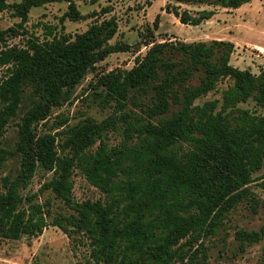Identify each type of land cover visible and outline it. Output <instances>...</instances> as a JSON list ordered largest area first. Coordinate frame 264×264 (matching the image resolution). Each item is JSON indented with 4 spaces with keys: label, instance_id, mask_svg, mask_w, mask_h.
Returning <instances> with one entry per match:
<instances>
[{
    "label": "trees",
    "instance_id": "16d2710c",
    "mask_svg": "<svg viewBox=\"0 0 264 264\" xmlns=\"http://www.w3.org/2000/svg\"><path fill=\"white\" fill-rule=\"evenodd\" d=\"M62 1L69 3L62 24L86 18L72 0H23L14 8L22 24L32 8ZM251 1L169 0L166 11L184 25L200 26L215 15L213 10L181 12L178 5L238 9ZM8 7V0H0V13ZM117 32L118 23L111 18L75 38L62 33L40 42L33 37L26 47L0 51V67L8 70L0 82V135L18 116L26 89H32L34 101L20 119V170L3 180L0 191V234L12 240L32 238L47 227L44 206L24 194L43 169L53 177L42 192L51 190L73 210L53 225L89 241V259L77 264H185L194 242L214 235L238 204L250 200V185L264 169V115L241 107L252 101L264 108V69L254 75L233 67L231 42L156 43L134 68L97 80L100 105L115 109L110 117L75 126L59 117L58 135L40 134L38 126H47L53 110L98 63L129 51L127 44L110 43ZM9 34L18 31H0V43ZM224 79L233 84L224 90L222 103L196 104ZM146 97L151 103L141 102V112L127 111L130 101ZM110 132L121 134L123 141L109 146ZM1 153L0 168L11 155ZM75 169L103 199L74 201ZM236 237L242 245L254 244L264 237V226L259 232L240 230Z\"/></svg>",
    "mask_w": 264,
    "mask_h": 264
},
{
    "label": "rangeland",
    "instance_id": "374dc122",
    "mask_svg": "<svg viewBox=\"0 0 264 264\" xmlns=\"http://www.w3.org/2000/svg\"><path fill=\"white\" fill-rule=\"evenodd\" d=\"M22 1L8 0L9 7L0 13V31L11 28L18 31V34L6 36V43H0V51L5 46L26 47L28 41L33 37L40 42L51 41L56 35L62 33L75 38L76 35L86 32L93 24L111 18L116 19L118 32L110 43L112 45L124 43L130 46L129 51L112 54L103 62L98 63L96 69L86 75L69 99L61 107L53 110L47 126L45 124L38 126L40 134L49 132L56 135L62 130L56 129L59 117L68 119V126H75L88 119L101 122L114 113L113 106L103 108L99 98L95 95V85L101 75L118 69L130 70L134 68L138 57H144L150 47L156 43H211L222 39L224 36H228L227 31H229L224 32L222 22L229 23L230 20L225 19L236 13V9L226 10V8L218 6L178 5L181 12L185 10L196 12L203 9L215 12L210 20L204 21L200 26H190L182 24L174 14L166 11L169 0H101L95 4L91 0H72L76 3L79 12L86 17L85 19L78 22L67 19L62 24L60 19L69 10V3L62 1L32 8L27 22L21 24L22 19L17 16L14 6ZM253 1H256V4L250 10H244L240 16L237 17L236 14V19L245 20L243 23H247L250 19L244 18L243 15H247L254 9L262 10L263 8L264 11V0ZM258 23L263 28L264 20ZM18 25H22L21 28ZM241 34L239 36L243 38ZM254 36V34H245V43L239 46V49L245 53L249 51L253 54L264 55L261 46L260 48L248 46V41H251ZM253 54H250L251 57L248 56L250 59H246L244 62H252V58L255 57ZM241 55L234 50L230 64L233 67L235 65L241 67L243 70L248 68L253 70L252 65H237L234 62L239 61ZM260 67L263 66L259 65ZM7 71V67H0V82L7 75ZM198 83L199 79H196L194 84ZM232 84L233 81L230 79L222 80L214 91L199 98L196 104L203 105L207 101L214 100H219L222 103L224 90ZM100 91L101 89L98 90V92ZM33 102V91L28 88L24 91L18 116L9 123L5 133L0 135V157L2 156L1 151L11 153L0 168L1 192L4 191L3 180L14 178L20 170L21 156L17 153L19 124L21 117L32 107ZM136 102L138 103L130 101L127 111L141 112L142 104L140 103H151V100L146 97L142 101ZM241 107L264 115V108H257L252 101L242 104ZM58 139L60 140L61 136ZM122 141L123 136L118 132L108 134L107 143L109 146L119 145ZM52 177L53 173L38 169L29 188L24 191L25 195L34 196L35 202L44 206L47 227L42 234L32 238L23 236L18 240H12L0 234V264H77L78 262L86 263L89 259V241L83 234L73 233L68 236L53 225L55 218L59 215L68 217L73 214V210L64 201L56 198L51 190L42 192V187ZM262 177H264V169L255 175V181L250 185L252 192L250 200L238 204L225 217L223 224L218 227L214 235L202 237L194 242L193 248L189 250L190 257L185 261V264H264V237L259 242L245 245H242L236 237L240 230L259 232L264 226V179ZM72 182L74 185L73 198L76 203L88 200L98 201L104 198L100 190L92 186L79 169L74 170ZM175 264H180V262Z\"/></svg>",
    "mask_w": 264,
    "mask_h": 264
},
{
    "label": "crops",
    "instance_id": "0c3cea01",
    "mask_svg": "<svg viewBox=\"0 0 264 264\" xmlns=\"http://www.w3.org/2000/svg\"><path fill=\"white\" fill-rule=\"evenodd\" d=\"M255 4H256V1H253L252 3L249 2L245 5H243L242 7H240L239 9H236L235 10L236 13L234 15H230L232 17L234 16L235 17L234 19L232 17L226 18L225 20H230L231 24H230V21H229V23H225L226 21H224V22H222L223 23L222 28H223L224 32H226V30H229V31H227L228 36H224L222 39H217V40L233 43L235 45L234 50H236V51H238V53L242 54L241 56H239L240 60L234 61V62L237 65H243V64L252 65L253 70H251L249 68L247 70H250L254 75H259L261 73V71L264 69V55H262L260 53L253 54L249 51H247V53H245V52H243V50L239 49V46H242L245 43L244 42V35L245 34H247V33L254 34L255 36L252 38V40L248 41L249 42V43H247L248 46L249 47L250 46L258 47V48H260V46H261L262 52H264V26H262L263 28H261V26H259V23H258V22H260V21L262 22L264 20L263 8H262V10L254 9V11H251L247 15H243L244 18L250 19V20H248L249 22H247V23H243L245 20L242 21L241 19L240 20L236 19L238 16H240V14L243 13L244 10H246V9L250 10L252 8V6H254ZM236 14H237V17H236ZM240 34L243 35V38H241L239 36ZM250 54H253L255 56L254 58H252V62L251 61H245L244 62V60L250 59L248 57V56H250ZM259 65H262L263 67L259 68ZM235 68L243 70L241 67H237L236 65H235Z\"/></svg>",
    "mask_w": 264,
    "mask_h": 264
}]
</instances>
